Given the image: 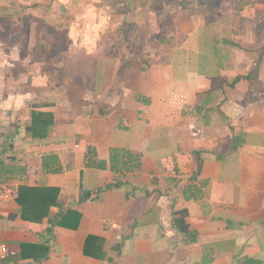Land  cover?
<instances>
[{"label": "crops", "instance_id": "0c3cea01", "mask_svg": "<svg viewBox=\"0 0 264 264\" xmlns=\"http://www.w3.org/2000/svg\"><path fill=\"white\" fill-rule=\"evenodd\" d=\"M182 3L0 0L3 264H264V38Z\"/></svg>", "mask_w": 264, "mask_h": 264}, {"label": "rangeland", "instance_id": "374dc122", "mask_svg": "<svg viewBox=\"0 0 264 264\" xmlns=\"http://www.w3.org/2000/svg\"><path fill=\"white\" fill-rule=\"evenodd\" d=\"M261 1L262 0H183L182 7L190 11L203 10L211 13H216L218 11L220 15L225 14L223 17H225L226 19L230 21L235 20L237 24L243 29L249 27L253 28L252 33L253 35H255L254 39L256 40L257 38L258 40L255 41L256 44H254L257 45V48L259 47L258 44H260L262 39L264 38V3H261ZM245 6L246 8L251 9L248 10V16H246V18H243L240 11L246 9L244 8ZM260 50L261 49L256 51L257 56H260V54L262 53V51ZM207 68L208 67L204 65L201 67V70H206ZM251 68V70H253L254 72H256L258 69L256 66H252ZM257 75H259V72H257ZM260 77L261 80H263L262 77L264 78V75L255 78L256 86L263 83L261 82Z\"/></svg>", "mask_w": 264, "mask_h": 264}, {"label": "trees", "instance_id": "16d2710c", "mask_svg": "<svg viewBox=\"0 0 264 264\" xmlns=\"http://www.w3.org/2000/svg\"><path fill=\"white\" fill-rule=\"evenodd\" d=\"M222 81H224V79H222ZM239 81H240V78L236 79L233 84L235 85ZM124 155H126V157L125 156L123 157V154L120 151H114V153L112 154V161H113V166L115 169L119 165L120 166L123 165V168L127 171H131L132 167L137 168V169L140 168L141 164H140V158L139 157L133 156V155H130L127 153H124ZM123 158H126V159L123 160ZM46 167L49 168V162H46ZM192 190H193L192 188L189 189V192L187 194V198H189ZM52 194H54V191L50 190V189H43V190L25 189L26 198L32 200V202L34 203L33 204L34 206H36V204H38V203H42L44 196H49ZM22 206H24L23 203H22ZM24 211L26 214V215L24 214L25 218H27V216L29 217L32 213H34L33 211H31V209H29L27 207L24 208Z\"/></svg>", "mask_w": 264, "mask_h": 264}, {"label": "clouds", "instance_id": "9594fccd", "mask_svg": "<svg viewBox=\"0 0 264 264\" xmlns=\"http://www.w3.org/2000/svg\"><path fill=\"white\" fill-rule=\"evenodd\" d=\"M87 19L90 21H94L96 18L95 10L91 7L88 9L86 13ZM107 27V18L101 17L100 23L97 25L95 23H89L86 25V31L84 33H78L76 31V26H73V36L75 35H84V43L86 45L94 43L96 39H98V36L96 33L103 31ZM90 34V35H89ZM91 50V49H89ZM42 82V81H41ZM25 99V97H9V100L7 103L3 105L4 109H8L13 103L17 108H19L22 105V101Z\"/></svg>", "mask_w": 264, "mask_h": 264}, {"label": "built area", "instance_id": "2783aa9c", "mask_svg": "<svg viewBox=\"0 0 264 264\" xmlns=\"http://www.w3.org/2000/svg\"><path fill=\"white\" fill-rule=\"evenodd\" d=\"M18 196V189L16 187L0 184V205L8 203L16 199ZM16 251L12 250L8 243L0 240V264L9 257H14Z\"/></svg>", "mask_w": 264, "mask_h": 264}]
</instances>
